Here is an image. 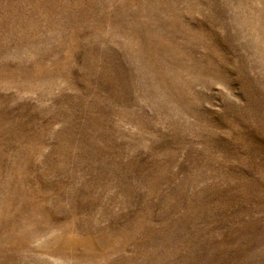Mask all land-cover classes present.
Listing matches in <instances>:
<instances>
[{"label":"rangeland","instance_id":"374dc122","mask_svg":"<svg viewBox=\"0 0 264 264\" xmlns=\"http://www.w3.org/2000/svg\"><path fill=\"white\" fill-rule=\"evenodd\" d=\"M0 264H264V0H0Z\"/></svg>","mask_w":264,"mask_h":264}]
</instances>
